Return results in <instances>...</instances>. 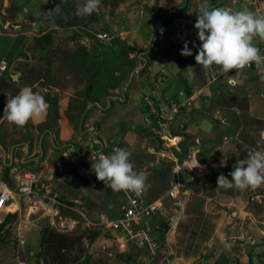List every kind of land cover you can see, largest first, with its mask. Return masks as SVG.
Segmentation results:
<instances>
[{"label":"crops","instance_id":"crops-1","mask_svg":"<svg viewBox=\"0 0 264 264\" xmlns=\"http://www.w3.org/2000/svg\"><path fill=\"white\" fill-rule=\"evenodd\" d=\"M7 1L0 0V14L2 15ZM42 1L44 2L41 0V3ZM184 1L158 0L163 9L155 16L161 20L162 24L167 21V17H170L168 23L171 21V27L176 29L175 38H167L168 34H164L165 37L162 34L157 39L152 38L153 34L151 36L150 30L153 25L150 30L142 29L137 26L132 27V22L127 20V18L130 19L129 16L125 18L126 21L124 19L123 23L108 16L109 36L99 32V22L90 23L85 27L55 28L57 34L58 31H70L71 33L76 30L75 28L80 27L86 30L87 35L82 36L78 41L75 38L66 39L63 47L55 46L49 53L36 58L27 52V48L35 38L48 32L49 29L37 33L29 31L30 26L34 30H37L38 26L35 22L26 20L23 23L22 17L28 14L22 4L23 0H12L9 15L5 19L2 18L3 23L0 24V169L2 175L7 168H9V175L13 169L24 172L43 169L51 192L60 201L71 206L70 203L83 204L84 202L87 180L84 172L79 171L78 166L80 164L85 166L97 185L91 193L88 206L78 210L63 208L61 211L67 219L70 218L64 215L66 212L74 213L83 219L84 224L79 232L85 236L83 240L86 241V252L83 253L79 264H144L148 260L140 253V250L150 253L148 250L124 247L120 245V241L113 232L105 228L104 230L101 226H95L101 217L112 218L106 213H95L93 206H98L97 204L102 202L95 201L94 193L106 194L107 188L103 182L97 180L92 170V163L95 156L98 158L101 153L112 154L114 146L133 153L144 145L143 140L138 138L141 130L147 131L141 101L150 92L151 82L159 72L163 71L165 75L167 73L177 75L182 83V88L178 91L192 88H201L204 91V95L194 108L177 118L173 124V131L175 135L183 139V156L196 153L200 162L204 160L203 164L207 166H209L207 164L208 155L212 151L210 145L216 143H204L201 133L205 136L210 135L214 138V142L217 138L224 141L216 147V150L220 152V159L210 164L209 167L211 165L214 167H211L209 180L215 169L227 167L231 172L237 161L245 159L248 153L264 151V113L262 112L264 79L255 81L252 77L250 81L235 87H229L223 83L207 87L205 81H201L203 74L195 60L201 42L194 25L202 0H188L187 10L179 13L178 10ZM144 3H146L145 0L142 5L136 1L137 6L142 9H144L142 6H146ZM210 5L233 12L249 10L257 15H264V0L232 5V8L226 7L222 0H210ZM165 10L168 11L165 12ZM103 13L104 10L101 11V9L95 12L98 17ZM111 14L113 16L114 12ZM117 14L120 13L116 12L115 15ZM182 23L185 25L183 26ZM38 24L42 25V23ZM36 26L37 29H35ZM15 29H21V31ZM135 35H139L142 39H136ZM130 36L133 38L128 40L127 37ZM54 38L56 45V35ZM112 42L118 48L117 55L121 61L119 62L121 63L120 70L115 68L112 74L114 79L105 85L102 97L91 98L92 93L87 94V90L94 87L88 79L89 61L91 59L94 65V61L102 60L99 57L101 48L98 46H110ZM185 42L188 43L193 54L184 56L181 60L180 53ZM253 43L261 50V55H264V41L256 38ZM92 71L91 78L96 73L93 66ZM4 72L6 76H3ZM12 76H15V80ZM26 86L31 87L33 92L47 95L55 100L57 119L53 123L49 121L51 111L49 104H47L48 109L43 120L30 121L23 129H18L7 121L4 115L7 100L13 98L20 89ZM218 86L226 88L231 94L228 96L229 99L227 96L221 97L215 108L213 118L219 121L221 126L209 120L197 123L198 126L187 124V119H183L182 115L189 116L193 112L198 113L197 110L203 107H209L212 99L209 97L208 101L206 96L208 94L219 95L221 92L219 88L217 89ZM206 93L208 94L205 95ZM169 96L171 95L167 96L163 90L161 91L160 97ZM133 105H135L136 114L133 112ZM242 108H245L242 113L245 114L243 120L253 126L258 125L259 128L256 129L253 126L250 129L244 128L243 125H238L237 121L234 125L231 120L225 118L224 114H229L233 116V119L234 117L240 119ZM93 125L96 127V133H93L95 139L91 140L90 132L87 133V131ZM102 131L105 132L104 138L98 139L97 134ZM230 131L233 132L226 135ZM239 136L243 138L239 139ZM154 147L155 141L153 140V144L147 146L145 151L142 148L139 152L142 151L153 160L150 150ZM91 153H94L93 157ZM221 161H224L226 166L222 167ZM167 166L170 172V165ZM54 170L58 171L55 182H53ZM2 175L0 180H3ZM139 175L145 178L143 173L139 172ZM196 197H201L204 202L201 214L198 211L191 212L195 207L193 201H196ZM148 200L151 199L148 198ZM19 206L16 202L9 209L15 211L19 209ZM186 209L190 212L188 216H209L213 225L209 240L205 242L200 251L192 254L197 257L192 256L193 258L186 260V264H264V185L255 190L241 191L236 188L224 189L213 183L203 186L202 183L188 195ZM165 218L166 216L153 221L158 227H155L153 231L156 235L154 237L160 243V248L156 253L162 254L164 249H167L172 255L173 244L178 236L179 220L175 226H172L171 220L166 221ZM70 220L77 223L75 219ZM93 226L100 228L103 232L94 229ZM159 228L161 235L157 231ZM90 232L98 234L92 242L86 240ZM119 255L124 258H119ZM22 258L26 259L27 264H43L42 261L31 262L30 260L29 262L28 258ZM167 262L168 264L185 263L182 258L176 257Z\"/></svg>","mask_w":264,"mask_h":264},{"label":"rangeland","instance_id":"rangeland-1","mask_svg":"<svg viewBox=\"0 0 264 264\" xmlns=\"http://www.w3.org/2000/svg\"><path fill=\"white\" fill-rule=\"evenodd\" d=\"M136 1L137 0H101V6L99 9H101V11L104 10V13L101 14L99 17V21H98L99 22L98 23L99 32H101V34H107L109 36V33H108L109 25L107 22L108 16L109 18L110 17L116 18L117 20H119L118 21L119 23H123L124 19L127 18V16H129L130 19L127 18V20H130L132 22L131 23L132 27L137 26L138 28L150 30L151 25H153L154 27L152 26V29L150 30L151 36L153 34L152 38L156 37L157 39L162 34L163 36L164 34H168L167 38H173V37L175 38V36L177 35V32H176V29L174 30L171 27L172 22L170 21L168 25H163L161 23V20L155 16L158 11H162L163 9L161 5H159L158 0H145L146 3H144V5L147 6L146 10L137 6ZM232 2H233L232 0H222V3H225L226 4L225 6L228 8H232V5H234ZM251 2H253V0L240 2L237 5L249 4ZM22 4L28 11V14L22 17L23 23H25L26 21L35 22L36 23L35 25L38 26V29L34 30L30 28L31 27L30 26L29 31L32 33H37V32L46 31L48 25H51V24L54 25V22L59 18H64L68 15L70 16L77 15V8L84 4V0H66V2H63V3H62V0H46V1L44 0V2L42 1V3H41V0H23ZM50 6L51 7L54 6V8L50 9L49 8ZM57 7H59V11L53 12ZM117 7L119 8L114 10V8H117ZM166 11L168 10H165V12ZM48 12H52V13H48ZM113 12L114 14L113 16H111L112 15L111 13ZM116 12L120 14L115 15ZM6 17L7 16H4L3 18L5 19ZM38 23H42V25L40 26ZM184 25L185 23L183 24V26ZM75 29L76 30H73V32L71 33H69L70 31H58L56 34V45H54V48L55 46L63 47L64 46L63 43L64 42L66 43V39L75 38L78 41L81 39L82 36L87 35L86 30H83L80 27L79 28L77 27ZM180 31H182V27H180ZM132 38H133L132 36L127 37L128 40ZM135 38L138 40H140V38L142 39V37H140L139 35H135ZM31 46H32V42L27 48L28 53L31 52L30 51ZM98 47L101 48L99 57L102 58L104 62H102V60L94 61V65H92L91 59L89 61L90 72L88 74V79L91 82V86L93 83L94 87H91L90 91L87 90V94L89 92L92 93L91 98H95V97L99 98V96L102 97V95L104 94L105 85L112 82L113 81L112 79H114L112 76L113 71L115 70V68L119 69L120 68L119 65H121V63H119L121 62L119 60L120 58L117 55L118 48L114 42H112L110 46L103 47L99 45ZM153 47H154V43H153ZM180 58L181 60H183L184 56L180 54ZM190 60L191 59H189V61ZM23 64L26 65L25 63ZM92 66H93L94 72L96 73L91 78V75L93 74ZM199 70L203 74V76L201 77L202 78L201 81L202 80L204 81L205 75L207 74L208 69H204L203 66L199 65ZM110 73H111V76H110ZM104 74L105 76H103ZM166 76L167 78L162 84L161 89L158 92V95H160L161 91L163 90L164 94H166L167 96L168 95L173 96L177 93L178 89L182 88V83L178 79L177 75H169L167 73ZM263 79H264V73L261 75H255L253 78V80L255 81L256 80L260 81ZM217 89L220 90L221 92L219 95L215 94L214 96L208 93L205 94V95L208 94L206 96L208 98V101H209V97H211L212 99L209 107H203L197 110L198 113L193 112L189 116L182 115L183 119L185 118L187 119V124H190L191 126L192 125L198 126L197 123L200 124V122L204 120H209L210 122L212 121V123L214 124L217 123L216 125L221 126V123L219 121H215L213 118V116L215 115V108L218 105L221 97L222 98L223 96L228 97L231 94L229 93V90H227L226 88L222 86H218ZM210 92L213 93V91H210ZM207 104L209 105V103ZM132 109H133L134 114H136L137 112H136L135 105L132 106ZM244 109L245 108H242L240 110L241 111L240 119L238 117H236L237 119L235 117L233 119V116H229V114H224L225 118H228V120H231L232 123H234V125L236 124V121H237L238 125L241 124L244 126V128L250 129L252 128L253 125L248 123V121L243 120L245 114H242V113ZM262 112L264 113V104L262 105ZM253 128L257 129L259 128V126L255 125L253 126ZM90 129L89 131H87V133L90 132L89 138L93 140L95 139L93 133H96V127L93 125L92 127H90ZM231 132L233 131L227 132L226 135H230ZM103 135H105V132L104 133L103 131L99 132L97 134V136H99L98 139L104 138ZM201 135H202L201 137L204 143L205 142L208 144L216 143V144L210 145L211 146L210 149L212 150L208 155L209 156L208 160L210 161L206 159L207 164H209L210 166L211 163L213 164L214 162H217L218 159H220L219 158L220 152L216 150V147L220 144V142L223 143L224 141L221 138H217L215 139L216 142H214V138H211L210 135L205 136L202 133ZM242 135H245V134H242ZM139 136L138 138L139 139L141 138L143 140L144 145H142V147L136 150L135 152L133 153L130 152L131 153L130 161L135 166L134 171H136L138 174L140 172V173H143V175H145L144 195L145 197H148L151 200L163 198V204L165 208L164 216H166L165 218L166 221L167 220L176 221L177 219L176 221L177 223L179 220L178 228H177L178 236H177L175 243L173 244L174 252L171 253L172 255H170L167 249H164L162 254L156 253L155 255L150 254L146 251L140 250V253L142 254V256L148 259L147 261H145L144 264H168L167 261H170V259H173L174 257L182 258L183 261L185 262L184 264H186V260L191 259L193 257L195 258L197 257V255L193 256L192 254H196L198 251H200L204 247L205 242L209 240L211 233L213 232V225L211 223V219L209 216L208 217L207 216L200 217V215L188 216L190 215L189 214L190 212L187 211L186 205H185L183 214L180 217L178 216V213L180 211L179 203L183 197V194H181L177 200H171L170 198L166 196V194L171 189V186L174 183L173 178L168 170V166H167L168 164H162L159 167H152L150 165L152 163V158L143 154L142 151L141 152L139 151L142 150V148L145 151L147 146L153 144L154 139L145 130H141ZM241 137L242 136H239V139H241ZM210 141H213V142H210ZM229 142L230 140L228 141V143ZM97 159L98 158L95 156V159L93 160V162H95ZM211 167H214V166L211 165ZM1 175H2V170L0 169V176ZM208 182H209V178H206L203 182V186L206 185ZM103 185L105 186V184ZM93 198H95L96 199L95 201L97 202H102L100 204L98 203L97 204L98 206H93L94 210L96 211L95 213H106L112 219H116L120 215L119 206L123 200V195L121 192H114L110 188H107L106 194L102 192L100 194L94 193ZM195 199L196 201L195 202L193 201V203H195V207L193 211L191 212L198 211L201 214L203 204H204L203 199L201 197H196ZM25 200L26 198H20L17 200L20 205L19 210L17 211V220L8 226L10 228V234H11L10 237L6 239L5 243H0V264H16V261L18 259L17 257L28 258L29 262L30 260L31 262H35L37 260V255L40 251L39 249L40 234L43 229V226H45L46 221L40 217V214L34 217L28 218L29 210H28V207L24 204ZM64 215L69 217L70 219L77 220V223H78L76 226V229L72 233L67 234V235H80L81 233L79 232V230L82 229V225L84 224L83 219H80L79 217H77L78 215L74 213L69 214L66 212ZM4 217H5L4 215L1 216L0 222L3 221ZM95 221L96 220H94V222ZM94 229H98L101 232H103L98 227H94ZM157 231L159 232L158 234L161 235L160 233L161 229L159 228ZM153 235L156 237L155 232L153 233ZM81 244H80V247L84 249L83 253H85L86 252V248H85L86 241L83 240ZM71 253L74 255L75 251L73 250Z\"/></svg>","mask_w":264,"mask_h":264},{"label":"built area","instance_id":"built-area-1","mask_svg":"<svg viewBox=\"0 0 264 264\" xmlns=\"http://www.w3.org/2000/svg\"><path fill=\"white\" fill-rule=\"evenodd\" d=\"M232 1L237 5L248 0ZM263 73L264 65L258 68L253 64L242 72L230 73H222L217 66H213L208 69L204 81L207 87L218 83L235 87ZM165 80L166 75L163 71L156 74L151 82L150 92L141 102L145 113V127L155 141V147L150 150L153 156L151 166L159 167L164 163L170 165L174 184L166 196L171 200H177L184 191L193 192L201 186L203 181L211 176L212 168L202 164L196 153L183 156V139L173 131V124L177 118L194 108L200 101L204 95L203 89L180 90L173 96L162 98L158 92ZM115 148L118 146H114L112 150ZM120 192L123 195L119 207L120 217L117 219L101 217L95 226L113 232L120 245L124 247L146 249L155 254L160 248V243L153 235L155 227L158 228L153 221L164 217L163 198L148 200L144 192L141 194ZM20 198H26L24 204L29 210L28 218L40 214V217L46 221L44 227L61 234L67 235L75 230L77 223L65 218L61 211L63 208L78 209L61 202L51 192L43 169L26 172L13 169L8 182L0 180V217L17 213L19 209L12 211L9 207L18 203L17 200ZM16 264H27V261L18 258Z\"/></svg>","mask_w":264,"mask_h":264},{"label":"clouds","instance_id":"clouds-1","mask_svg":"<svg viewBox=\"0 0 264 264\" xmlns=\"http://www.w3.org/2000/svg\"><path fill=\"white\" fill-rule=\"evenodd\" d=\"M100 6L101 0H84V4L77 8V15L91 16ZM58 11L59 7L53 12ZM194 27L201 42L195 60L204 69L217 66L222 73H230L242 72L253 64L258 68L264 65V55L253 43L256 38L264 41V15L249 10L233 12L222 7H211L210 0H202ZM180 54H193L187 42ZM47 109L44 97L26 86L7 100L4 115L9 123L23 129L30 121L43 120ZM130 156L131 153L122 148H115L111 155L99 154L92 163L97 180L114 192H144L145 178L134 171ZM221 166H226L224 161H221ZM228 175L231 180L223 174L218 176V187L241 191L261 187L264 185V151L248 153L245 159L237 161Z\"/></svg>","mask_w":264,"mask_h":264},{"label":"trees","instance_id":"trees-1","mask_svg":"<svg viewBox=\"0 0 264 264\" xmlns=\"http://www.w3.org/2000/svg\"><path fill=\"white\" fill-rule=\"evenodd\" d=\"M146 10L147 7L143 6ZM54 8L53 7H49ZM74 8V7H73ZM188 8V0H185L183 5L181 6L179 13L185 12ZM74 10V9H73ZM176 14V13H175ZM174 18V16H173ZM170 17H167V21L163 24L167 25ZM99 17L93 13L91 16L81 17L78 15H68L64 18H59L55 21L54 25L48 26V32H45L43 35L35 38L32 42V46L30 48V53L33 58L37 56H42L43 54L49 53L55 45V38L56 35L55 28H72L76 26L85 27L86 25L94 22H98ZM2 29V28H1ZM90 91V88L88 89ZM47 102L51 106L50 111V118L49 121L53 123L57 119V104L54 99H51L47 95H42ZM56 150V149H55ZM60 151V150H58ZM205 161L201 160L203 164ZM80 172H84L85 166L80 164L78 166ZM230 173L227 167L225 168H218L213 171V176L209 180L208 184H217V178L221 174L225 175L226 177L230 178L228 175ZM9 176V168L3 171L2 179L8 182ZM62 202V200H61ZM17 220V214H8L3 221L0 223V243H5L6 239L10 237V228L8 227L12 223ZM98 234L96 233H88L86 240L92 242ZM85 239L84 234L81 235H64L57 233L56 231L49 229L48 227H43L40 240H39V253L37 255V260L42 261L43 264H79L81 261L83 250L80 247L81 242ZM82 245V244H81ZM75 251L73 255L71 252ZM119 258H124L123 256L119 255ZM129 259V257H127Z\"/></svg>","mask_w":264,"mask_h":264},{"label":"water","instance_id":"water-1","mask_svg":"<svg viewBox=\"0 0 264 264\" xmlns=\"http://www.w3.org/2000/svg\"><path fill=\"white\" fill-rule=\"evenodd\" d=\"M138 3L140 5L143 4V0H137ZM11 2L12 0H8L7 1V5H6V8L4 9L3 11V15L0 16V24H2V18L3 16H7L9 15V12H10V8H11ZM158 14V13H156ZM165 19V18H163ZM35 29H37V26L35 27ZM16 31H21V29H15ZM3 76H6V72H4V75ZM12 79L15 80V76H12ZM57 170H54V173H53V182L56 181V178H57ZM84 176L87 180V187H86V190H85V193H84V202L83 204H75V203H70V205L73 207V208H76V209H81L82 207H87L88 204H89V199H90V196H91V193L94 189H96L97 185L95 183V181L93 180L91 174L89 173V171L85 170L84 171ZM229 180H231V177L228 178ZM191 194L190 191H185L183 192V197L182 199L180 200V203H179V213H178V216L180 217L182 214H183V211L185 209V205H186V201H187V198H188V195ZM177 221V219H176ZM176 221L175 220H171V225H175L176 224Z\"/></svg>","mask_w":264,"mask_h":264}]
</instances>
